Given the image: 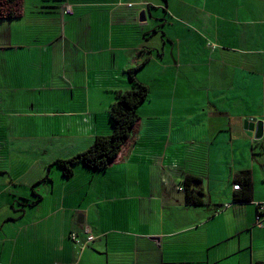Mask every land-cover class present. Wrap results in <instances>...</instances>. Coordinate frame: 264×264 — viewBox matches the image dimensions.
<instances>
[{
    "label": "crops",
    "instance_id": "obj_1",
    "mask_svg": "<svg viewBox=\"0 0 264 264\" xmlns=\"http://www.w3.org/2000/svg\"><path fill=\"white\" fill-rule=\"evenodd\" d=\"M17 11L0 17V175L13 173L0 176V264L264 262V136L244 124L264 120V0H21ZM145 59L137 75L152 97L137 134L106 169L64 177L56 162L112 133L110 105ZM244 170L253 200L235 204ZM190 173L203 204L186 201ZM85 229L96 239L82 247Z\"/></svg>",
    "mask_w": 264,
    "mask_h": 264
},
{
    "label": "trees",
    "instance_id": "obj_2",
    "mask_svg": "<svg viewBox=\"0 0 264 264\" xmlns=\"http://www.w3.org/2000/svg\"><path fill=\"white\" fill-rule=\"evenodd\" d=\"M21 0H0V17H14L17 15V6ZM5 8V11L3 10ZM66 7V6H65ZM65 7H62L64 15ZM74 13V8H73ZM164 33L163 29L156 28L148 35L154 33ZM148 59V58H146ZM141 65L137 64L126 70L129 81L132 85L126 89L116 92L115 101L110 105L109 114L110 121L113 125V131L109 135H99L95 138L94 143L86 150L72 156L68 159H60L56 163L62 168L63 176L70 178L74 173L77 164H84L91 169H106L122 152L126 143L136 134L139 127L140 107L145 101H149L152 97V88L138 78V71L148 61ZM234 182L237 189L233 192L232 202L248 203L253 200V183L251 172L244 170L239 172ZM201 178L196 174H187L183 186L186 191V201L192 205L203 204V190L200 186ZM257 216L260 218L258 223L262 222L261 216H264V202L257 205ZM255 264H264V262H256Z\"/></svg>",
    "mask_w": 264,
    "mask_h": 264
},
{
    "label": "water",
    "instance_id": "obj_3",
    "mask_svg": "<svg viewBox=\"0 0 264 264\" xmlns=\"http://www.w3.org/2000/svg\"><path fill=\"white\" fill-rule=\"evenodd\" d=\"M245 128L255 133V139H261L264 136V120L258 117H248L244 121Z\"/></svg>",
    "mask_w": 264,
    "mask_h": 264
},
{
    "label": "rangeland",
    "instance_id": "obj_4",
    "mask_svg": "<svg viewBox=\"0 0 264 264\" xmlns=\"http://www.w3.org/2000/svg\"><path fill=\"white\" fill-rule=\"evenodd\" d=\"M3 10L5 11V8L3 7ZM115 96H116V94H115ZM28 138H25V140H27ZM28 142V141H27ZM140 153V152H139ZM144 153H148V154H153V147H149L148 149H144ZM25 155H28V152H25L24 153ZM169 156H170V153H168L167 152V155H166V164H168V162H169ZM16 159H18L17 158V156L16 155H14V156H11V160H16ZM32 159H33V156L31 155V156H29V158H28V162H30V161H32ZM140 160V159H139ZM139 160H138V162H139ZM160 160H161V156L156 160L158 163V165H159V163H160ZM145 162H147V164L149 165V164H151V161L147 158V157H145ZM120 165H124V164H122V163H120L119 164V166ZM4 169H5V166H2ZM3 168H1V169H3ZM9 175H13V173H12V171L11 172H9L8 173V175L6 174V173H4V174H1L0 176H2L3 178H4V180L5 181H7V179L8 178H10V176ZM29 193V192H28ZM192 225V224H191Z\"/></svg>",
    "mask_w": 264,
    "mask_h": 264
},
{
    "label": "built area",
    "instance_id": "obj_5",
    "mask_svg": "<svg viewBox=\"0 0 264 264\" xmlns=\"http://www.w3.org/2000/svg\"><path fill=\"white\" fill-rule=\"evenodd\" d=\"M64 13H66V14H73V7H72V5H67L66 7H65V10H64ZM260 217L258 216V219H259ZM85 231L88 233V235H87V240L86 241H84L83 242V245H82V247H85V245L88 243V242H92V241H94L95 239H96V236L94 235V234H91V232H89L90 230L89 229H85ZM78 235L76 234V233H73L72 234V238H73V240H75V241H77V242H80V240L78 239Z\"/></svg>",
    "mask_w": 264,
    "mask_h": 264
},
{
    "label": "clouds",
    "instance_id": "obj_6",
    "mask_svg": "<svg viewBox=\"0 0 264 264\" xmlns=\"http://www.w3.org/2000/svg\"><path fill=\"white\" fill-rule=\"evenodd\" d=\"M73 7V6H72ZM257 218H258V216H257ZM260 225H261V223H260Z\"/></svg>",
    "mask_w": 264,
    "mask_h": 264
}]
</instances>
